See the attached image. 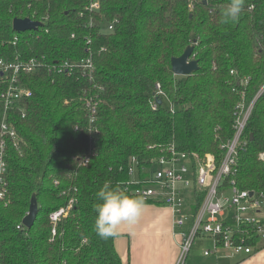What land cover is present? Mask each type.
I'll return each instance as SVG.
<instances>
[{
  "label": "trees",
  "instance_id": "1",
  "mask_svg": "<svg viewBox=\"0 0 264 264\" xmlns=\"http://www.w3.org/2000/svg\"><path fill=\"white\" fill-rule=\"evenodd\" d=\"M227 3L101 0L91 10L90 0H0V58L72 64L25 75L32 96L8 112L18 139L8 145L7 191L0 198V264H123L117 234L102 239L94 229L103 183L135 194L132 158L146 184L154 161L172 147L220 164L240 105L257 95L234 174L224 182L264 191V0H244L240 18L223 24ZM16 17L42 25L18 32ZM190 45L200 67L176 75L172 58ZM88 57L92 70L81 66ZM157 83L165 97L155 109ZM7 87L0 76V124ZM204 193H195L194 211ZM33 195L39 211L27 228ZM61 208L65 213L53 223L51 214Z\"/></svg>",
  "mask_w": 264,
  "mask_h": 264
},
{
  "label": "built area",
  "instance_id": "2",
  "mask_svg": "<svg viewBox=\"0 0 264 264\" xmlns=\"http://www.w3.org/2000/svg\"><path fill=\"white\" fill-rule=\"evenodd\" d=\"M191 6L193 3L191 2ZM101 0H90L89 9L98 10ZM106 29L113 30L114 24L108 23ZM48 66L59 72L72 68L68 61L47 64L38 58L6 61L0 58V76L8 80V87L4 93L5 113L0 124V198L4 197L6 175L8 173V145L10 140H17L16 129L8 119L10 109L22 100L32 96V90L23 81L24 76ZM83 69H94L91 58L83 59ZM264 88V87H263ZM258 96V95H257ZM255 97V99L257 98ZM165 92L160 83L156 84V91L151 99L153 108H157L158 100L163 101ZM254 101L245 106L240 105L234 128L235 134L226 145V153L220 164L216 158L208 155L201 159L197 153L171 150L154 161L153 178L150 182L136 184L134 193L143 199L155 200L167 204L173 209L174 224L180 235V253L176 264H187V259L198 237L213 238V246L204 250V255L224 254L228 257L250 255L256 249V243L264 239V216L261 215L264 206V191L245 189L238 186L234 179L230 183L224 180L234 174V166L242 137L254 107ZM174 106H172V109ZM95 112V107H92ZM264 159V153L262 154ZM88 158L85 162L88 163ZM138 161L132 158L130 174H134V165ZM204 193V198L197 211L192 205L195 203V193ZM191 204H186V199ZM227 211L230 212L228 215ZM65 213L61 208L51 214V220L56 223ZM56 230H53L55 233Z\"/></svg>",
  "mask_w": 264,
  "mask_h": 264
},
{
  "label": "crops",
  "instance_id": "3",
  "mask_svg": "<svg viewBox=\"0 0 264 264\" xmlns=\"http://www.w3.org/2000/svg\"><path fill=\"white\" fill-rule=\"evenodd\" d=\"M261 215L264 216V211ZM116 234L115 246L123 264H176L181 238L174 224L173 209L167 204L155 200L144 203L139 220L121 226ZM205 239L206 236H201L196 240L201 241V247L195 242L187 264H264V239L256 243L252 254L236 257L223 253L204 255V250L211 248L205 245Z\"/></svg>",
  "mask_w": 264,
  "mask_h": 264
},
{
  "label": "clouds",
  "instance_id": "4",
  "mask_svg": "<svg viewBox=\"0 0 264 264\" xmlns=\"http://www.w3.org/2000/svg\"><path fill=\"white\" fill-rule=\"evenodd\" d=\"M244 0H228L221 10V23L236 22L243 11ZM97 203L94 229L102 239L115 235L121 226L136 223L141 215L144 201L135 194H129L114 187L111 180H106L96 192Z\"/></svg>",
  "mask_w": 264,
  "mask_h": 264
},
{
  "label": "water",
  "instance_id": "5",
  "mask_svg": "<svg viewBox=\"0 0 264 264\" xmlns=\"http://www.w3.org/2000/svg\"><path fill=\"white\" fill-rule=\"evenodd\" d=\"M42 25L41 22L32 20L30 18H18L14 19L13 27L16 31L22 32L26 30L37 29ZM194 47L192 45L188 46L182 55L172 58V70L176 75L187 76L191 75L199 69V62L193 56ZM158 103H162L159 99ZM39 206L36 196L33 195L30 208L28 213L23 218V225L27 228L33 226L36 217L38 215Z\"/></svg>",
  "mask_w": 264,
  "mask_h": 264
},
{
  "label": "rangeland",
  "instance_id": "6",
  "mask_svg": "<svg viewBox=\"0 0 264 264\" xmlns=\"http://www.w3.org/2000/svg\"><path fill=\"white\" fill-rule=\"evenodd\" d=\"M255 99V98H254ZM254 101V100H253ZM252 101V102H253ZM251 102V103H252ZM164 103L166 104V105H169V103H168V101H167V99L166 98H164ZM250 103V104H251ZM155 168H157V165L155 164ZM140 169H139V166H138V164H135L134 165V174H132L131 175V181H139L140 180ZM186 204L187 205H190L191 204V199L189 198V197H187V199H186ZM262 210L264 211V206L262 207ZM227 213H228V215H230V212L229 211H227ZM199 238V237H198ZM197 238V239H198ZM203 238H205V237H203ZM213 238L212 237H209V236H206V239H205V245H208V246H210V247H212V245H213ZM199 241H197L196 243H198ZM198 245H199V247H201V241L198 243ZM196 248V247H195ZM206 249H208V248H206ZM205 249V250H206ZM192 253H194L193 251H192ZM195 253H196V256H198L199 255V251H195Z\"/></svg>",
  "mask_w": 264,
  "mask_h": 264
}]
</instances>
